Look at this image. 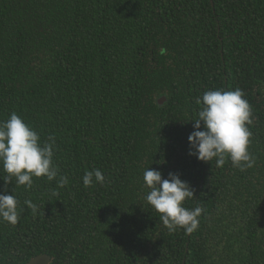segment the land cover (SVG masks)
Here are the masks:
<instances>
[{"label":"trees","instance_id":"16d2710c","mask_svg":"<svg viewBox=\"0 0 264 264\" xmlns=\"http://www.w3.org/2000/svg\"><path fill=\"white\" fill-rule=\"evenodd\" d=\"M221 88L251 105L244 171L189 155L195 99ZM13 112L55 137L68 184L0 178L23 209L0 222V264H264V0H0V120ZM147 167L194 189L191 234L145 201Z\"/></svg>","mask_w":264,"mask_h":264},{"label":"clouds","instance_id":"9594fccd","mask_svg":"<svg viewBox=\"0 0 264 264\" xmlns=\"http://www.w3.org/2000/svg\"><path fill=\"white\" fill-rule=\"evenodd\" d=\"M195 103L199 110L190 119L194 123L188 136L189 155L205 163L215 160L217 167L224 165L226 157L241 171L253 167L255 161L248 151L251 132L247 127L252 123L251 105L243 91L239 88L206 90ZM54 145V136L41 142L37 131L15 112L8 119L0 120V171L4 173L0 178L4 181L5 191L12 182L15 187L31 188L34 177L55 180L59 188L67 185L68 178L59 175L53 162ZM162 177L160 170L149 167L144 170L142 187L149 190L145 201L159 214V221L170 233L182 228L185 234H191L198 228V217L203 211L199 206H184L186 200L194 198V189L177 173L169 172L166 179ZM82 180L87 188L93 183L103 184L105 176L100 169H94L86 171ZM14 189L13 194L0 192V222L11 225L18 223L23 212L18 207ZM24 204L33 213L37 211V205L31 200Z\"/></svg>","mask_w":264,"mask_h":264},{"label":"water","instance_id":"95a60500","mask_svg":"<svg viewBox=\"0 0 264 264\" xmlns=\"http://www.w3.org/2000/svg\"><path fill=\"white\" fill-rule=\"evenodd\" d=\"M165 101V98H162L159 100L160 104H163ZM51 255L49 254H40L37 255L35 257H33L32 259H30L27 263L25 264H49L51 262Z\"/></svg>","mask_w":264,"mask_h":264}]
</instances>
